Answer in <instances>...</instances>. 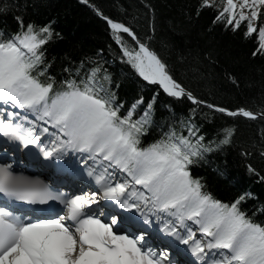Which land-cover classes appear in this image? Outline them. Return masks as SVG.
Instances as JSON below:
<instances>
[{
	"label": "snow or ice",
	"instance_id": "obj_1",
	"mask_svg": "<svg viewBox=\"0 0 264 264\" xmlns=\"http://www.w3.org/2000/svg\"><path fill=\"white\" fill-rule=\"evenodd\" d=\"M79 3L106 22L119 49L114 54L109 46L113 61L154 94L128 106L120 101L103 49L64 67L67 75L58 80L46 55L60 38L54 22L26 24L17 15L15 32L0 31V264H264V224L242 208L251 193L225 203L193 175L212 154L236 144L235 124L225 122L208 138L200 120L219 113L264 122V107L231 110L197 96L146 42L152 35L141 39L90 0ZM14 8L0 4V15ZM212 8L215 21L233 31L247 22L245 37L257 38L253 56L264 55V26L257 23L264 0H199L197 14ZM150 30L154 35V19ZM161 93L171 115L158 125ZM173 101L186 105L187 115L177 117ZM153 128L159 137L145 144ZM247 171L264 182L251 164ZM256 211L264 214V207Z\"/></svg>",
	"mask_w": 264,
	"mask_h": 264
},
{
	"label": "trees",
	"instance_id": "obj_2",
	"mask_svg": "<svg viewBox=\"0 0 264 264\" xmlns=\"http://www.w3.org/2000/svg\"><path fill=\"white\" fill-rule=\"evenodd\" d=\"M6 2L18 5V10L14 8L11 13L0 15V31L15 32L18 28L17 15L23 17L26 24L54 22L52 27L60 38L46 46V55L49 60L55 61L51 74L58 80L67 75L62 71L64 67L78 64L103 49L111 62L109 70L120 84L116 90L120 101L128 106L140 95L146 101L151 99L154 94L151 86L142 89L144 82L126 64H121L118 58L113 61V56L109 55V46L114 54H118L119 49L106 22L97 17L91 8L77 0H0V4ZM145 2L152 6L154 13L145 8L141 0H90L104 15L129 24L141 39L152 35V40L146 42L168 63L176 78L197 96L231 110L243 107L258 112L264 107V55L253 56L258 47L257 38L255 33L245 37L247 22L233 31L231 26L215 21V8L203 9L197 14L199 0ZM263 18L264 15L260 17L259 25ZM153 19L154 35L150 30ZM229 77H234L238 86ZM168 102L169 98L161 93L155 113L158 125L171 115L165 107ZM172 104L177 117L187 115L186 105L174 101ZM197 120H200L199 116ZM200 122L203 124L202 132L208 138L214 136L225 122L235 124L236 144L223 153L212 154L208 163L193 169V175L201 178L206 190L225 203L251 193L242 202V208L255 222L264 224V214L256 211L264 207V182L247 171V166L251 164L264 175V158L259 155L264 122L243 117L221 118L219 113ZM159 134V128L151 129L150 134L143 138L144 143H151ZM243 149L253 154L246 158L241 155ZM254 212L256 215H253Z\"/></svg>",
	"mask_w": 264,
	"mask_h": 264
},
{
	"label": "rangeland",
	"instance_id": "obj_3",
	"mask_svg": "<svg viewBox=\"0 0 264 264\" xmlns=\"http://www.w3.org/2000/svg\"><path fill=\"white\" fill-rule=\"evenodd\" d=\"M217 3H218L217 5H219L220 4V0H217ZM262 20H264V18ZM261 26H264V21L262 22Z\"/></svg>",
	"mask_w": 264,
	"mask_h": 264
},
{
	"label": "water",
	"instance_id": "obj_4",
	"mask_svg": "<svg viewBox=\"0 0 264 264\" xmlns=\"http://www.w3.org/2000/svg\"><path fill=\"white\" fill-rule=\"evenodd\" d=\"M78 2H79V0H77ZM81 4V3H80ZM83 5H85V4H83ZM85 6H88V5H85ZM90 8V7H89ZM92 9V8H91ZM93 10V9H92ZM94 12V11H93ZM95 13V12H94ZM97 16V15H96ZM98 17V16H97ZM100 18V17H99ZM104 21V20H103ZM252 112H254V111H252ZM254 113H256V112H254Z\"/></svg>",
	"mask_w": 264,
	"mask_h": 264
}]
</instances>
